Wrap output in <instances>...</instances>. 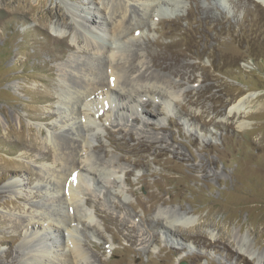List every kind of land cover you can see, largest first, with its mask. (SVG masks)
I'll return each mask as SVG.
<instances>
[{"label": "rangeland", "instance_id": "1", "mask_svg": "<svg viewBox=\"0 0 264 264\" xmlns=\"http://www.w3.org/2000/svg\"><path fill=\"white\" fill-rule=\"evenodd\" d=\"M160 1L120 0L113 46L165 80L106 98L113 0H0V264H72L70 238L84 264H264V5Z\"/></svg>", "mask_w": 264, "mask_h": 264}, {"label": "bare ground", "instance_id": "2", "mask_svg": "<svg viewBox=\"0 0 264 264\" xmlns=\"http://www.w3.org/2000/svg\"><path fill=\"white\" fill-rule=\"evenodd\" d=\"M258 1L259 3H261L262 5H264V0H256ZM124 2V1H123ZM170 2V0H164V1H160V5H165V4H168ZM105 9V8H104ZM125 10H127V5L125 4H122V2H120V0H113V3H112V12L113 13H116L118 14L117 15V18H114V20L117 19V21H115V23H113V28H114V33L112 35H108L106 36V39L108 41H110V43L108 45H106L107 47V57H109L107 60L105 59V66L107 67V77H102L99 81V83H93L92 84V91H95L96 92V95L98 96H101V97H104L106 95V98H110L114 95L115 92L118 91V93L120 94H126L128 95V98L129 96H135V94L137 93H140V90L141 88L143 89L144 86L142 85H138V82L139 81H144L146 79H149L150 80H156V81H159V80H165L164 77H160L156 74H149V75H145L144 73L142 74H139L138 76H135L134 78H129L126 77L124 78V74L121 72L123 71H120L119 69V63H118V60L120 59V57L117 56L118 54V49L115 50V47L113 46V42L115 43V38L117 36H119V34L121 33H124L126 32L130 25L133 23L132 20V16L130 14V16H128L126 18V15L127 14H124ZM135 11V10H134ZM122 14V15H121ZM134 16V15H133ZM86 20L87 21H92V22H96L94 19H90L88 17H86ZM104 20L107 22L106 24L109 23L110 19L106 16H104ZM125 22V24L123 25L122 23ZM112 22V21H110ZM135 24L134 26L130 27V29H135V27L139 26L140 24L139 23H133ZM121 27V32L119 31V28ZM118 31V32H117ZM120 32V33H119ZM63 33V32H62ZM114 40H111L112 38ZM120 38V37H119ZM120 40V39H119ZM118 45H121V44H118ZM103 46V45H102ZM105 47V46H104ZM102 47V49L104 48ZM117 51V52H116ZM120 52V51H119ZM117 53V54H116ZM123 53V52H122ZM134 54H137V53H134ZM109 55V56H108ZM121 56V55H119ZM118 57V58H117ZM116 58V59H115ZM114 59L117 60V62L114 64ZM134 60V59H133ZM122 66V65H121ZM134 66V65H133ZM133 68V67H132ZM93 69V68H92ZM124 69V66L122 67V70ZM125 71V70H124ZM128 71H131L130 69ZM93 72V71H92ZM95 72V71H94ZM127 73V71H126ZM129 74V73H128ZM124 78V79H123ZM70 79H72L70 77ZM80 83H82V81H80ZM130 85L132 86L131 87V90L129 92H124L122 85ZM100 85L101 87L103 88L102 90L100 89ZM148 88V86H146ZM91 88V87H90ZM88 89V88H87ZM91 90V89H90ZM89 90V91H90ZM133 91V93H132ZM144 91V89H143ZM141 91V92H143ZM70 95V94H69ZM95 96V94H94ZM125 96V95H124ZM77 97V95H76ZM65 101H67L68 103H71V98L69 96H65ZM87 99V98H86ZM79 100L81 101L80 103H82L80 106H78V110L82 108L83 105H86V102H88L86 100L85 102V99L82 96H79ZM109 100V99H108ZM73 103V102H72ZM71 103V104H72ZM75 104V103H74ZM147 106H150V102H147L146 105ZM81 111V110H80ZM87 111V110H86ZM144 114L146 115H152L151 112H146V110L143 111ZM84 118L86 119H83V123L85 124H89L88 123V120L90 121V117L87 116V115H84L83 116ZM86 120V121H85ZM82 122V121H81ZM91 124V123H90ZM88 126V125H87ZM90 130H92L91 128V125L87 128V129H84L83 131L85 132H89ZM62 143L65 144V148L68 147L70 148V143L72 142V140L67 136V135H60V138ZM59 141V140H58ZM64 141V142H63ZM60 142V143H61ZM75 143V142H74ZM68 159L66 158V161ZM83 164V165H82ZM79 170H84V171H88L89 173L91 174H95L96 173V170L95 168L91 165V164H87L85 163L84 164V161H77L74 162V159L73 161L70 162L69 166L65 169V171L62 173L63 174V177H64V185H63V190H66L65 191V194H66V198L69 199V200H72V204H73V201L76 199H78L79 195L81 194V192L83 191V189L85 188L84 186H87V182L85 181V179L83 178V176L81 174H79ZM87 172V173H88ZM88 173V174H89ZM96 175V174H95ZM79 204V203H78ZM80 206V205H79ZM76 207V206H75ZM79 208V207H77ZM79 211V210H78ZM77 211V212H78ZM76 212V211H75ZM75 214V213H74ZM75 216V215H74ZM79 217V216H78ZM74 218V217H73ZM83 218V217H81ZM183 219V218H182ZM46 221H49L51 223V225H56L53 223L52 220H47L45 219ZM77 220V219H76ZM83 220V219H82ZM79 221V220H78ZM176 221V220H175ZM181 222H184V224H189L190 221H181ZM27 224L33 226V224H31V222H28ZM25 224V225H27ZM182 224V223H181ZM36 224H34L35 226ZM73 226V225H72ZM90 226V225H89ZM71 227V226H70ZM73 229V228H72ZM71 236V235H70ZM73 243H71V246H70V249H71V252H70V255L72 257V264H84V260H85V253L80 249L79 247V244H77L75 242V240L73 238H70ZM68 242V241H67ZM244 252L246 253H249L252 257H254V254L252 253V251H249V249H244L243 250ZM243 253V252H242ZM32 259L31 261H34L33 263H36L37 262V257H32L30 258ZM36 259V261H35ZM71 262V261H70ZM31 263V262H30ZM31 263V264H33ZM38 263V262H37ZM54 263V262H53ZM71 264V263H70Z\"/></svg>", "mask_w": 264, "mask_h": 264}, {"label": "water", "instance_id": "3", "mask_svg": "<svg viewBox=\"0 0 264 264\" xmlns=\"http://www.w3.org/2000/svg\"><path fill=\"white\" fill-rule=\"evenodd\" d=\"M181 264H186L185 262H182Z\"/></svg>", "mask_w": 264, "mask_h": 264}]
</instances>
